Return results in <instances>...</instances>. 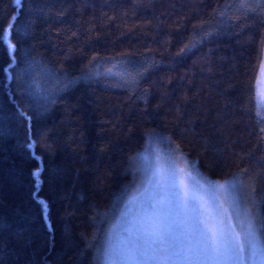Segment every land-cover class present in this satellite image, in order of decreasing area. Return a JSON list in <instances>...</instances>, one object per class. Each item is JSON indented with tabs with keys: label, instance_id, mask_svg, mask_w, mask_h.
I'll list each match as a JSON object with an SVG mask.
<instances>
[{
	"label": "trees",
	"instance_id": "obj_1",
	"mask_svg": "<svg viewBox=\"0 0 264 264\" xmlns=\"http://www.w3.org/2000/svg\"><path fill=\"white\" fill-rule=\"evenodd\" d=\"M9 24L16 51L0 42L3 264H100L153 145L202 183L235 180L264 223V4L0 0V32Z\"/></svg>",
	"mask_w": 264,
	"mask_h": 264
},
{
	"label": "snow or ice",
	"instance_id": "obj_2",
	"mask_svg": "<svg viewBox=\"0 0 264 264\" xmlns=\"http://www.w3.org/2000/svg\"><path fill=\"white\" fill-rule=\"evenodd\" d=\"M14 2L18 7L22 4V0ZM257 2L264 4V0ZM242 6L247 7V3ZM12 28L13 24H9L8 31L0 32V42L14 53L16 45L10 39ZM195 183L196 187L190 188L178 180L174 169L157 163L143 189L131 197L130 203L137 204L138 211L124 227L119 247L109 246L107 254L117 256L119 264H257V261L264 264V236L260 231L264 223L257 226L248 210L234 223L233 216H240L239 205L233 201L236 208L233 212L223 207L219 196L205 200L198 194V188L203 185L199 180ZM215 187L227 198L226 183ZM41 203L47 216L48 206Z\"/></svg>",
	"mask_w": 264,
	"mask_h": 264
},
{
	"label": "rangeland",
	"instance_id": "obj_3",
	"mask_svg": "<svg viewBox=\"0 0 264 264\" xmlns=\"http://www.w3.org/2000/svg\"><path fill=\"white\" fill-rule=\"evenodd\" d=\"M256 91H257V101H258V109L264 115V58L259 69V73L256 79ZM141 161V172L140 178L135 185V187L131 190V192L127 195L124 203L116 213V216L111 223L101 249L99 251V261L100 264H119L117 256H109L107 254V248L111 246L112 248H118L122 239H123V230L126 226L127 222L130 221L138 211L137 204H131L130 200L133 194H137L138 190H142L144 187V182L146 178L150 175L151 170L157 163L162 164L166 168L174 169L177 173L178 180L187 184L190 188H195L196 183L195 180H198L195 176H190L189 172L179 165L178 160L174 157V155L166 153L159 146L153 145L148 150H145L142 154ZM157 157H159V161H157ZM195 177V180L193 179ZM200 181V180H199ZM201 182V181H200ZM227 184L228 186V196L225 198L222 190H218L215 186L219 184ZM203 187L198 188V194L202 196L205 200L211 201L215 196H219L223 201V207L228 208L231 211L235 212L236 208L233 206V201L239 205L240 216H233V222L238 223L239 219L243 218L245 210H248V206L244 201V198L237 191L235 180H228L224 182H213L206 180L205 183H202ZM235 185V187H233ZM143 199V197H140ZM261 231V230H260ZM261 235L264 236L261 232ZM257 264L259 262L257 261Z\"/></svg>",
	"mask_w": 264,
	"mask_h": 264
}]
</instances>
